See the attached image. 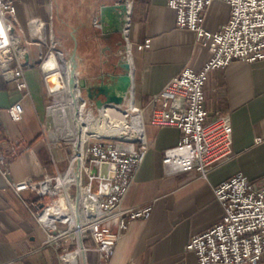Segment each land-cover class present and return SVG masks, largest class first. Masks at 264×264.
Returning a JSON list of instances; mask_svg holds the SVG:
<instances>
[{
    "label": "crops",
    "instance_id": "1",
    "mask_svg": "<svg viewBox=\"0 0 264 264\" xmlns=\"http://www.w3.org/2000/svg\"><path fill=\"white\" fill-rule=\"evenodd\" d=\"M14 2L24 28L22 44L29 52L24 72L28 87L20 89L0 68V160L6 157L9 163L6 174L0 167V264H105L89 234H77L75 227L64 222L48 228L33 214L52 197L28 189L18 193L12 185L65 173L71 165L75 146L47 134L46 124L53 116L50 100L61 92H49L41 57L50 47L51 27L56 26L65 42L59 27L72 25L77 68L81 77L91 79V71L98 70L106 59L105 48L91 28L97 0ZM131 5L124 34L130 42L127 49L135 103L144 115L149 146L122 207L152 208L146 217L129 223L108 264H200L187 244L224 216L215 186L241 172L253 179L264 175V59H238L209 71L205 105L209 118L227 115L232 120V155L206 176L195 168L174 169L164 158L168 148L180 143L182 130L151 122L154 99L183 68H202L212 51L198 39L197 32L178 26L177 11L167 0H131ZM230 13L227 1L213 0L204 13V26L218 30ZM42 27L46 38H32ZM147 41L149 46H143ZM155 103L160 106L162 101ZM13 104L22 111L19 120L9 112ZM68 229L71 231L66 232Z\"/></svg>",
    "mask_w": 264,
    "mask_h": 264
},
{
    "label": "built area",
    "instance_id": "2",
    "mask_svg": "<svg viewBox=\"0 0 264 264\" xmlns=\"http://www.w3.org/2000/svg\"><path fill=\"white\" fill-rule=\"evenodd\" d=\"M212 1L167 0V4L177 11L178 26L197 32L198 39L210 46L212 55L202 68L197 70L187 66L174 76L154 99L151 116L155 125H173L182 130L180 143L166 150L164 162L177 170L198 169L203 176L214 165L229 158L234 150L233 124L229 116L209 118L204 91L209 71L238 59L250 62L264 59V0H225L231 6L230 18L215 31L204 26V13ZM43 28L32 37L45 38ZM21 33L14 0H0V68L6 78L16 80L17 86L25 89L28 82L24 72L29 65L26 60L29 52L22 44ZM149 43L147 41L143 46H149ZM52 59L55 60L54 67L49 65ZM64 59L63 51L56 54L47 50L41 57V64L46 69L45 81L52 94L67 89ZM54 75L59 81L55 88L50 81ZM79 94L86 105L88 101L80 90ZM157 100L162 101L160 106L156 105ZM9 112L15 120L22 117L18 104L11 105ZM121 140L99 137L87 140L81 149L75 143L73 159L65 173L46 174L41 179H25L12 184L18 193L28 189L41 197H53L33 214L48 228H56L59 222H64L82 234H89L105 264L110 262L129 223L146 217L152 208L151 205L122 207L124 195L130 189L149 145L145 135H138L136 141L133 138ZM103 162L109 163L107 175L101 173ZM8 165L6 157L0 160L1 171L5 174ZM94 166L99 170L93 172ZM76 169V178L69 181L67 188L58 184L61 178ZM84 187L82 205L73 218L58 215H52L55 217L51 221L46 218L51 206L75 209L72 201ZM65 190L70 199L66 198ZM215 193L225 210L224 216L209 229L192 236L187 249L197 254L200 264H264V175L253 179L243 172L235 174L216 185ZM63 257L66 259L67 254Z\"/></svg>",
    "mask_w": 264,
    "mask_h": 264
},
{
    "label": "rangeland",
    "instance_id": "3",
    "mask_svg": "<svg viewBox=\"0 0 264 264\" xmlns=\"http://www.w3.org/2000/svg\"><path fill=\"white\" fill-rule=\"evenodd\" d=\"M121 1L122 0H97V10L95 12V16L93 17V23H91V28H92V33L97 35L99 38L100 47L105 48L104 55H106V59H105V62H103L101 64L102 66L98 70L91 71V73H92L91 79H88L87 77H84V76L81 77V74H80V72L77 68V65H76V63H77V60H76L75 72H76V77H77V89H79V90H80V86H79L80 78H86L87 80H90V81L91 80L96 81L98 76H103L106 73L120 74V72L122 71V68L119 65V62L121 60H127L128 61V49H127V47L130 44L129 37L127 38L125 36L123 29L119 30V31H107V30H105L103 28V23L101 20V7H102V5H104V3H107V4L111 3L112 4V3H118ZM124 2L127 6L129 3L131 5V0H124ZM52 7H54V6H52ZM54 8H56V7H54ZM130 14H131V12H130ZM124 24H125V22L123 23V26H124ZM59 28H60L59 30L61 31V33H64V35L66 37L65 42H64L63 38H61V36L59 37L58 31H57L58 29L56 28V26L51 27V29L48 33L49 36L51 37L50 47L47 50L48 51L51 50L53 52H56V54L59 53L60 51H63L64 58H65L63 65L66 66L64 76H65V79L67 80L68 79L67 78L68 77L67 76L68 75L67 69L69 67L68 66L69 65V58L74 52L73 50L75 48V43H76L75 38L73 36L74 26H72V25L71 26L70 25H61ZM45 30H43L44 37H45ZM22 32H24L23 27H22ZM107 51H111L110 55L106 54ZM60 65H62V63H60ZM102 79L106 80V78H104V77ZM67 87H68V85H67ZM85 93H86L85 91L81 92V94L88 101L86 104L87 105L86 107L89 109H93L94 113L98 117V120L95 119L92 123L93 124L92 130H98V129L101 130V127H103V128L105 127L104 126L105 123H104V120L102 118L101 109L99 106H97L96 101L94 99L88 98L87 94H85ZM61 100H62V95L56 94V96L50 100V103H51L50 109L52 106H54V107L61 106L60 105ZM63 103L65 104L66 102L64 101ZM128 105H129L128 98H126V100L121 105H117L118 109L116 111L113 108V110H114L112 113L113 117L116 118L117 115H119L121 117L120 121H122L124 119H125V121H131L132 116L127 115L125 117L123 115L124 110L127 109ZM51 113L53 116L48 121V124H46L48 136H50V137L56 136L57 139H60L61 141L70 144L71 146H75L76 142H75V139H73L74 136H73L72 132H70V128L73 129V127H72L73 124H71L72 123L71 117L69 115H67V116L62 115V113L60 111L55 112V111L51 110ZM70 119H71V121H70ZM114 120H116V119H114ZM103 134H101V136L93 135V136L87 137V138L89 140H93V139L99 138V137L107 138V139L111 138L117 142L122 141L121 140L122 138H133L132 135L131 136L130 135L129 136L128 135L121 136L118 133H113V134L103 133ZM76 190H74V191H76ZM52 198H51V200H52ZM45 203H48V202H45Z\"/></svg>",
    "mask_w": 264,
    "mask_h": 264
},
{
    "label": "bare ground",
    "instance_id": "4",
    "mask_svg": "<svg viewBox=\"0 0 264 264\" xmlns=\"http://www.w3.org/2000/svg\"><path fill=\"white\" fill-rule=\"evenodd\" d=\"M130 6L131 5L128 4V8L125 11V17L124 18L126 21H125V24L123 26V31L125 30L126 24L129 22V16H130V10H131ZM54 64H55V60L52 59L50 61L49 65L53 66ZM68 69H69V72L67 71L68 77L67 76L66 77L71 82L70 86L68 84L67 89L58 94V95H62V100L60 101L61 106H59V107L52 106L50 110L55 111V112L60 111L62 113V115H66V116L69 115L71 117V119H72L71 124H73V126H72L73 129L70 128V132H72V134L74 136L73 139H75V142L78 145V147H80V149L82 148L84 143L87 140H89L87 137H91L93 135L101 136V134H103V133H107V134L118 133L121 136H125V135H128V136L132 135L133 136L134 134H136V135H144L145 134L144 115H143L142 110L140 108H138V105H136V103H135V93H134L133 84L128 91L129 95L127 96L129 105H128L127 109L124 110V114H123L125 117L127 115L132 116L131 121H125V119L120 121L121 117L119 115H117V117L114 118L112 113L114 110L116 111L118 109L117 105L107 104L105 106L100 107L101 112H102V118H103L104 123H105L104 124L105 127L104 128L101 127V130H99V129L98 130H92V128H93L92 123L95 119L98 120V117L94 113L93 109H89L86 107L87 105H85V101L82 99L81 95L79 94V89H77L75 91V89L73 88L72 77L74 78V80H76V82H77V77H75L76 75L73 76V74H71L70 66L68 67ZM50 81H51V84L54 88L59 85L58 76H56V75H54L50 79ZM64 101L66 102L65 104L63 103ZM113 108H114V110H113ZM71 119H70V121H71ZM114 119H116V120H114ZM179 151H180V153H182L183 148L180 149ZM76 172H77V169L75 172L70 171L67 175H65L64 178L60 179L58 184L62 185L64 187V189L67 188L69 185V181L76 178V174H77ZM85 191H86L85 187L80 188L78 198H75L72 201L75 209H73V207L71 208L69 206H66V207H64V206L63 207L62 206L52 207L51 206V208L48 209L46 212V218H48V220L50 219V221L52 219H54V217L57 215L63 216L64 218H70V219L73 218V216L75 215L74 212H78L79 207L82 205L81 204L82 202H80V200H81L82 196H85ZM65 194L67 195L66 198H69V196H68L69 193L67 190H65ZM52 215H55V216H52ZM72 222H73V220H72ZM69 231H71V229L66 230V232H69ZM76 232H77V234L81 233L80 231H77V230H76ZM80 251L82 252V250H80Z\"/></svg>",
    "mask_w": 264,
    "mask_h": 264
},
{
    "label": "water",
    "instance_id": "5",
    "mask_svg": "<svg viewBox=\"0 0 264 264\" xmlns=\"http://www.w3.org/2000/svg\"><path fill=\"white\" fill-rule=\"evenodd\" d=\"M128 6L124 0L118 3H104L101 7V20L103 28L107 31H119L123 29V23L126 21L125 11ZM73 54L69 58V65L71 74L76 75L75 63L77 60L76 48L73 50ZM119 65L122 68L120 74L106 73L103 76H98L96 81L87 80L86 78H80V92L85 91L90 99H94L97 106L102 107L107 104L121 105L129 95V89L133 84V78L131 77L132 64L127 60H121ZM76 77V76H75ZM106 78L103 80L102 78ZM72 86L77 90V82L72 77ZM133 140L138 139V135L134 134ZM101 173L107 175L109 172V163L103 162L101 164ZM99 168L94 166L93 172L98 171ZM114 172H112V175Z\"/></svg>",
    "mask_w": 264,
    "mask_h": 264
},
{
    "label": "trees",
    "instance_id": "6",
    "mask_svg": "<svg viewBox=\"0 0 264 264\" xmlns=\"http://www.w3.org/2000/svg\"><path fill=\"white\" fill-rule=\"evenodd\" d=\"M37 200H38V199H37ZM37 200H36L37 205H40V204L37 202Z\"/></svg>",
    "mask_w": 264,
    "mask_h": 264
}]
</instances>
